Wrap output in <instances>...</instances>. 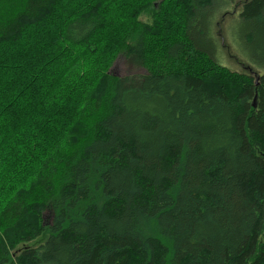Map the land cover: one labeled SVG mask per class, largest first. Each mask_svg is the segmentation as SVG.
<instances>
[{
	"label": "trees",
	"instance_id": "16d2710c",
	"mask_svg": "<svg viewBox=\"0 0 264 264\" xmlns=\"http://www.w3.org/2000/svg\"><path fill=\"white\" fill-rule=\"evenodd\" d=\"M211 4L0 0V264H264V73L192 38Z\"/></svg>",
	"mask_w": 264,
	"mask_h": 264
},
{
	"label": "rangeland",
	"instance_id": "374dc122",
	"mask_svg": "<svg viewBox=\"0 0 264 264\" xmlns=\"http://www.w3.org/2000/svg\"><path fill=\"white\" fill-rule=\"evenodd\" d=\"M245 1L212 0L209 7L196 11L190 34L218 63L257 77L264 73V21L240 18ZM141 20H147L146 14L141 16ZM110 71L117 76H126L141 74L145 69L130 64L122 54ZM43 217L44 222L49 224L52 211H45ZM43 240L44 237H39L26 246L38 245Z\"/></svg>",
	"mask_w": 264,
	"mask_h": 264
},
{
	"label": "water",
	"instance_id": "95a60500",
	"mask_svg": "<svg viewBox=\"0 0 264 264\" xmlns=\"http://www.w3.org/2000/svg\"><path fill=\"white\" fill-rule=\"evenodd\" d=\"M116 62V61H115ZM115 64V63H114ZM259 76L255 77L256 83L258 82Z\"/></svg>",
	"mask_w": 264,
	"mask_h": 264
}]
</instances>
